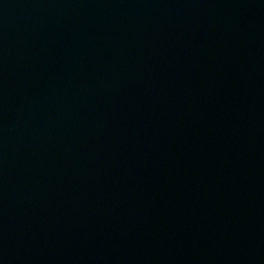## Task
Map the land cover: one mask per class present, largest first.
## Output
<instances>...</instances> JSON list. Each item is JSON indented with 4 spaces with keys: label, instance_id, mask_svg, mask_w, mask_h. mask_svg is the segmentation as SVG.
I'll use <instances>...</instances> for the list:
<instances>
[{
    "label": "water",
    "instance_id": "1",
    "mask_svg": "<svg viewBox=\"0 0 264 264\" xmlns=\"http://www.w3.org/2000/svg\"><path fill=\"white\" fill-rule=\"evenodd\" d=\"M0 264H264V0H0Z\"/></svg>",
    "mask_w": 264,
    "mask_h": 264
}]
</instances>
